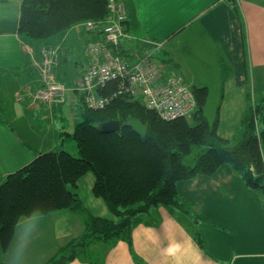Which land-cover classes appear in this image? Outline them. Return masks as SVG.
<instances>
[{
  "label": "crops",
  "instance_id": "0c3cea01",
  "mask_svg": "<svg viewBox=\"0 0 264 264\" xmlns=\"http://www.w3.org/2000/svg\"><path fill=\"white\" fill-rule=\"evenodd\" d=\"M120 1L128 10L124 54L149 52L156 44L164 53L168 45L169 60L161 63L181 69L196 87L209 94L205 77H216L213 82L225 90L218 133L230 140L240 136L257 84L264 100V0ZM23 2L0 0V185L40 153H77L70 136L81 121L82 101L73 91L91 60L87 55L80 64L78 52L95 42L83 27L44 41L25 38L19 32ZM174 38H179L177 48ZM58 45L57 78L70 88L67 100L35 101L32 94L43 87L41 49ZM95 181L93 173H86L74 189L82 209L22 218L9 249L0 247V264H46L86 233L91 216L112 218L94 194ZM177 192L192 211L153 208L134 227L131 241L94 242L89 253L67 264H264V189L249 187L224 165L211 176L178 182Z\"/></svg>",
  "mask_w": 264,
  "mask_h": 264
},
{
  "label": "trees",
  "instance_id": "16d2710c",
  "mask_svg": "<svg viewBox=\"0 0 264 264\" xmlns=\"http://www.w3.org/2000/svg\"><path fill=\"white\" fill-rule=\"evenodd\" d=\"M109 10V0H24L19 32L27 39L44 41L82 22L102 23ZM120 84V80H112L100 90L110 98L103 109H91L81 99V121L70 136L77 145V156L65 150L40 153L0 185V247L4 251L22 218L82 209L74 189L89 172L96 179L94 194L105 201L113 217L91 216L86 233L46 264H67L78 254L89 253L97 241H131L134 227L153 208L192 211L179 201L177 183L211 176L224 165L240 174L249 187L264 189V100L249 104L241 123V139L230 140L218 133L219 115L213 125L205 116L207 88H192L196 101L192 113L164 120L141 100L119 94ZM135 118L147 126L145 137L124 125ZM110 120L120 121L122 127L104 133L99 126ZM196 148L191 166L186 159Z\"/></svg>",
  "mask_w": 264,
  "mask_h": 264
},
{
  "label": "built area",
  "instance_id": "2783aa9c",
  "mask_svg": "<svg viewBox=\"0 0 264 264\" xmlns=\"http://www.w3.org/2000/svg\"><path fill=\"white\" fill-rule=\"evenodd\" d=\"M109 8L111 14L106 21L80 24L95 39L85 47L91 60L75 89L80 92L85 105L94 110L108 106L110 98L100 94V90L109 81L120 80L119 94L141 100L164 120L192 113L196 106L193 89L181 73L168 71L155 58L161 48L159 44L145 54H128L131 59H125L117 52L116 46L126 35L128 10L120 0H109ZM41 56L44 61L41 69L43 87L37 91V100L63 103L67 90L56 81V52L52 47H43Z\"/></svg>",
  "mask_w": 264,
  "mask_h": 264
},
{
  "label": "rangeland",
  "instance_id": "374dc122",
  "mask_svg": "<svg viewBox=\"0 0 264 264\" xmlns=\"http://www.w3.org/2000/svg\"><path fill=\"white\" fill-rule=\"evenodd\" d=\"M111 11L109 10V14H111L110 13ZM82 23H84V22H82ZM82 26L80 25V24H76V25H74L72 28H74L75 30H76V28L79 30L80 28H81ZM77 31V30H76ZM126 33V32H125ZM59 36V35H58ZM89 38H91L92 37V39H91V41L93 40V35H90V36H88ZM179 38H174V42H172L171 44L173 45V47H175V48H177L178 47V44H176V41L178 40ZM88 44H90V42L89 43H87V45ZM122 44H123V41L121 40V43L119 44V46L117 45L116 46V48L118 47V49H117V52L119 53V51H121L122 50ZM86 44L84 45V48H83V50L81 51H79L78 52V56H80V58H82L81 60H80V64L81 63H83V61L85 60V58H87V55H86V51H85V47L87 46ZM52 47V46H51ZM53 49H54V51L56 52V56L58 57L57 58V62H56V66H55V70H56V67L58 66V64H59V61L61 60V47H59V45L58 46H56V47H52ZM150 48H152V47H150ZM169 47H168V45H167V47L165 48V45L163 46V49H164V53L161 51V50H159L158 51V53H157V56H155V58L158 60V61H163V60H165V61H167V60H169V57H170V54H168V49ZM147 48H145V50H139L138 51V49H137V53L140 55V53H141V51H144L143 53H141V54H145L147 51ZM167 50V51H166ZM184 53V52H183ZM120 54V53H119ZM133 54L135 55V53L133 52ZM120 55H122V54H120ZM122 57L123 58H125V59H131V57H127V54H123L122 55ZM83 58H84V60H83ZM87 60V59H86ZM79 61V60H78ZM82 61V62H81ZM85 62V61H84ZM172 62L173 63H175V61L174 60H172ZM171 63V62H170ZM176 64V63H175ZM172 66V65H171ZM166 67V69L168 70V71H170V72H176V73H181L183 76H184V74H183V72H182V70L181 69H178V68H176V67H174V66H172V67H168V66H165ZM215 69H216V73H217V71H218V69H220L219 67H215ZM184 78H185V76H184ZM215 78L216 77H212V76H206L205 77V80H206V82L208 83L207 85H209V87H210V93L208 94V98H207V100H206V104H205V106H204V113H205V116L207 117V119H208V121H209V123L211 124V125H213V123L215 122V120H216V117H217V115H220V111H221V109L224 107V103H225V99H224V96H225V90L223 89V86L219 83V82H213L214 80H215ZM186 79V78H185ZM57 83L58 84H62V86H64L65 88H66V90H67V94H69V89L70 88H67L61 81H59V79L57 78ZM188 83H189V85L192 87V88H194V87H196V84H194V83H192L189 79H187L186 80ZM74 87V86H73ZM73 87H71V88H73ZM75 87H77V84H75ZM74 87V88H75ZM257 87H258V90H257V92H256V96H254L253 97V95H252V98L253 99H255V101L253 100V101H251L250 102V106L251 105H253V104H255V103H259V102H262L261 100H260V97L262 96L260 93H261V91H260V87H259V85L257 84ZM73 92H77V91H73ZM79 94H80V92H78ZM253 93V92H252ZM66 94V95H67ZM32 97H33V99L35 100V101H37V91H35V93H33L32 94ZM66 100H67V97L65 98ZM226 105H227V107L229 108V112L230 111H233L234 110V106H233V104L232 105H229V102L227 101V103H226ZM225 112H226V106H225ZM192 118V116H188V119H191ZM219 119H220V117H219ZM235 126L237 127V124L235 123V122H233L232 120H231V127H232V129H235ZM257 126H258V128L260 127V124L259 123H257ZM230 127V126H229ZM243 129H244V127H243ZM242 130V129H241ZM239 134H241L240 132H239ZM239 134H237V135H239ZM238 138H240L241 136H237ZM241 139V138H240ZM198 153V148H196L195 150H194V153L191 155V156H189L187 159H186V163L187 164H189V165H194V163H195V161H196V154ZM77 154L78 153H75L74 155H76L77 156ZM44 258H42V259H40V260H43Z\"/></svg>",
  "mask_w": 264,
  "mask_h": 264
},
{
  "label": "water",
  "instance_id": "95a60500",
  "mask_svg": "<svg viewBox=\"0 0 264 264\" xmlns=\"http://www.w3.org/2000/svg\"><path fill=\"white\" fill-rule=\"evenodd\" d=\"M124 125L131 127L137 134L142 137H145L147 133V126L139 119H130ZM99 127L104 133H111L119 131L122 127V124L118 120H110L100 124Z\"/></svg>",
  "mask_w": 264,
  "mask_h": 264
}]
</instances>
